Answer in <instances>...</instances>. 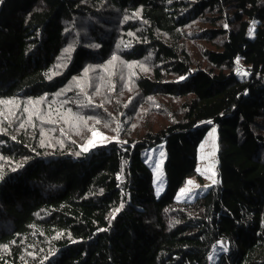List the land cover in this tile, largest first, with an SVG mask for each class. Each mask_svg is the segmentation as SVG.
<instances>
[{"label":"trees","instance_id":"trees-1","mask_svg":"<svg viewBox=\"0 0 264 264\" xmlns=\"http://www.w3.org/2000/svg\"><path fill=\"white\" fill-rule=\"evenodd\" d=\"M206 12L211 26L187 29ZM113 55L151 68L118 115L158 96L171 119L80 157L63 129L47 149L59 119L45 117L89 120L96 100L113 108L77 81ZM105 80L114 98L122 78ZM1 114L0 264H264V0H0ZM32 121L48 130L32 133ZM212 128L217 183L178 199L190 178L204 181L199 146ZM159 144L161 190L143 156ZM219 242L227 250L212 262Z\"/></svg>","mask_w":264,"mask_h":264},{"label":"rangeland","instance_id":"rangeland-1","mask_svg":"<svg viewBox=\"0 0 264 264\" xmlns=\"http://www.w3.org/2000/svg\"><path fill=\"white\" fill-rule=\"evenodd\" d=\"M205 15L202 17V19L198 18L197 20H194L191 23V27H188L187 29L190 30H192L193 28L203 29L211 26L212 13L206 12ZM200 44H202V42H200ZM116 56L118 57V59L114 61L111 58L110 60L104 63L102 61L99 62L98 65L89 67L87 72L85 71L81 76L77 78V81H83L85 90L92 93L96 97V99L100 101L106 100L110 105L113 106V108L107 109L106 104H102L101 102L96 100V105L98 109L96 115L92 116L96 119L92 118L91 120H83L80 118V115H76V113L75 114L71 113L67 116L61 115L60 118L58 117L53 118L50 116L45 117V120L43 121H49V119H51L52 122H54L53 119L62 120L61 122L59 120L58 121L55 120L56 122H54L52 128L49 131V134L51 135L49 136L46 135L45 136L46 138L43 139L44 141H42V145H44L47 149H51L56 143H59V141L64 138L62 135L63 129L66 132H70V130H72L74 132L73 137H76L77 142H80L81 145L83 143L86 144L88 140L93 139L92 137L93 127L90 124L92 120L94 122L99 121L96 122L97 126L95 128H97L98 126L99 127L95 131H98L102 133L105 137H107V139L104 140H101L100 138H96L98 144H103V143L109 144L113 140L118 139L119 135L122 136V138H126L131 135L144 133L147 130L159 129L164 125L163 123L165 121H169L171 119L170 117L171 112L168 111V106H169L168 99L158 96L147 97L146 100H141V98L138 99L136 98L137 100L134 99L131 102L132 105L129 107L130 109L128 108L129 109L127 111L129 112L128 115L126 116H124V114L118 115V112H120L118 108L122 106H126V101L132 97V94L134 92L133 84L137 82L138 77L142 73L149 72L151 68H149L148 65H146L143 61H141L140 63H133V61H128L124 59L121 55H116ZM109 61H111V63H109ZM63 62L64 59L63 61H60L58 66H56L54 72H58L63 68ZM129 64H132V67H128ZM141 65H143V67H141ZM136 68H140V69H138V72H135L133 78L130 69L134 70ZM109 75L116 76L120 80L122 78L121 84L124 83V85H122L123 87H121L119 91L118 90L116 91V95L114 96V98L108 97L112 95L110 90L115 91L111 85H109V87L102 89L105 92L107 91L105 94H103L102 90L98 87V86H102L99 85V81H101L102 79L104 81H107L105 80V77ZM124 77H127L126 81H123ZM161 98H163L165 102L160 101ZM70 105H71L70 107H74V108H78V107L83 108L81 104H77V103H72ZM99 105H103V107H100ZM2 116L3 115L1 114L0 117ZM4 117H7L8 119L5 121L10 122L11 121L10 118L13 119L14 115H5ZM42 123L45 124V122ZM4 125H5L4 122H2L0 124V129L3 130ZM16 125L19 126V123ZM29 125L31 129H34L32 130V133H35L37 131L45 132L46 130H48L46 125H42L41 123L38 122L32 121L30 122ZM212 129L209 130L208 134L205 136L204 140L201 142L199 146L200 166L202 170L201 174L203 176L204 181L200 182L194 177L190 178L189 180L193 181V183L191 185L186 184L182 188L191 189V192L190 194L189 193L183 194L184 196L193 197L200 190H204L208 185L213 184L212 180L213 179L216 180L217 178V159H216L217 135L216 132L211 136L209 135ZM113 137H115L116 139H112ZM49 139H52L53 141H49ZM72 142L74 143L75 141ZM43 143H47V144H43ZM202 144L203 147H201ZM143 156L154 171L155 174L154 181L158 187V190L163 189L165 187L164 145L163 144L154 145L145 149L143 151ZM210 168L211 171H209ZM212 172L216 173L215 177L212 176ZM226 248L227 246L224 243L219 242L213 249V253L211 255L212 262H214L218 254Z\"/></svg>","mask_w":264,"mask_h":264},{"label":"snow or ice","instance_id":"snow-or-ice-1","mask_svg":"<svg viewBox=\"0 0 264 264\" xmlns=\"http://www.w3.org/2000/svg\"><path fill=\"white\" fill-rule=\"evenodd\" d=\"M126 19H127V18H126ZM253 23H255V21H253ZM225 27H227V25H225ZM130 35H131V34H130ZM66 51H67V50H66ZM116 59H118V57H117L116 55H113V56H112V60L114 61V60H116ZM109 63H111V61H109ZM133 63H139V62H133ZM128 67H132V64H129ZM141 67H143V65H141ZM85 71L87 72L88 69H85ZM244 74L247 75V73H244ZM180 79L183 80V79H185V77H180ZM88 101H89V103H91V98H90V97L88 98ZM9 103H11V101H9ZM99 106H100V107H103V105H99ZM25 111H27V108L25 109ZM77 119H79V118H77ZM88 119L91 120L92 117H89ZM97 122H99V121H97ZM208 123L211 124L212 121H208ZM106 126H107V125H106ZM21 127H23V125H21ZM215 132H216V129L213 128L212 131L209 133V135L211 136V135H213ZM92 137H93V139L88 140L86 145H81V151H80V152H76V153H74V155H75L76 157H80V156L82 155V153H88V152H90L93 148L97 147L98 141H97L96 138H100L101 140L107 139V137H105L102 133H100V132H98V131H93V132H92ZM13 139H15V137H13ZM113 139H116V138L113 137ZM61 143H62V142H61ZM201 147H203V144L201 145ZM25 160H27V158H25ZM20 167H23V165H17V167H16V168H12L11 171L15 172V171H17V169L20 168ZM197 171H199V169H197ZM209 171H211V168L209 169ZM215 175H216V173H215V172H212V176L215 177ZM4 179H5L4 176L0 175V182H3ZM186 183L189 184V185H191V184L193 183V181L188 180ZM212 183L215 184V183H217V181H216L215 179H213V180H212ZM190 192H191V189L181 188V189L179 190V193H178L177 198L179 199V196H180L181 194H185V193H189V194H190ZM121 207H122V205H121ZM119 211H120V208H117V209H116V212H119ZM114 218H115V217H113V219H114ZM101 231H104V230L101 229ZM225 250H227V249H225ZM45 259H48V258L46 257ZM42 264H43V262H42Z\"/></svg>","mask_w":264,"mask_h":264},{"label":"water","instance_id":"water-1","mask_svg":"<svg viewBox=\"0 0 264 264\" xmlns=\"http://www.w3.org/2000/svg\"><path fill=\"white\" fill-rule=\"evenodd\" d=\"M221 117L216 118L215 120H220Z\"/></svg>","mask_w":264,"mask_h":264}]
</instances>
